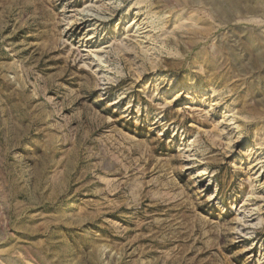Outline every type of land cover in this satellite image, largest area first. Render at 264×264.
<instances>
[{
    "label": "rangeland",
    "instance_id": "rangeland-1",
    "mask_svg": "<svg viewBox=\"0 0 264 264\" xmlns=\"http://www.w3.org/2000/svg\"><path fill=\"white\" fill-rule=\"evenodd\" d=\"M139 6L0 0V264H264V0Z\"/></svg>",
    "mask_w": 264,
    "mask_h": 264
},
{
    "label": "bare ground",
    "instance_id": "bare-ground-1",
    "mask_svg": "<svg viewBox=\"0 0 264 264\" xmlns=\"http://www.w3.org/2000/svg\"><path fill=\"white\" fill-rule=\"evenodd\" d=\"M146 0H135V3L139 6V5H141V3H143V2H145ZM138 8V10H140V6L139 7H137ZM87 38V37H86ZM88 40V39H87ZM153 63V62H152ZM132 68V67H131ZM213 87V86H212ZM211 91L212 92H214L212 89H211ZM218 104L220 103V102H217ZM209 109V108H208ZM209 111H210V109H209ZM207 113H208V111H207ZM232 120V119H231ZM238 140H239V137H237V139H236V141L235 142H238ZM258 148V147H257ZM248 151V150H247ZM249 158V157H248ZM264 159V157H260V160H263ZM257 162V161H256ZM258 163V162H257ZM257 163H253V160L251 159L250 160V162H249V167H252L251 169H253V170H255V165L257 164ZM252 172V171H251ZM252 174H256V172L254 171Z\"/></svg>",
    "mask_w": 264,
    "mask_h": 264
}]
</instances>
